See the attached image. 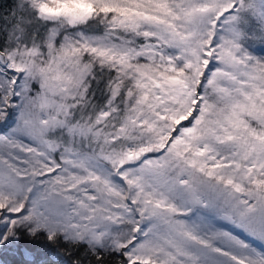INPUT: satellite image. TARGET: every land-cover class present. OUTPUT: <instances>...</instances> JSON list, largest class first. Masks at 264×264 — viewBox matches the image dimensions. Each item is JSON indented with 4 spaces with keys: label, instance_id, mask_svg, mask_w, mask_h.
Here are the masks:
<instances>
[{
    "label": "snow or ice",
    "instance_id": "snow-or-ice-1",
    "mask_svg": "<svg viewBox=\"0 0 264 264\" xmlns=\"http://www.w3.org/2000/svg\"><path fill=\"white\" fill-rule=\"evenodd\" d=\"M0 264H264V0L0 7Z\"/></svg>",
    "mask_w": 264,
    "mask_h": 264
},
{
    "label": "trees",
    "instance_id": "trees-1",
    "mask_svg": "<svg viewBox=\"0 0 264 264\" xmlns=\"http://www.w3.org/2000/svg\"><path fill=\"white\" fill-rule=\"evenodd\" d=\"M11 4V0H0V7H8ZM6 259H11L10 257H6Z\"/></svg>",
    "mask_w": 264,
    "mask_h": 264
}]
</instances>
